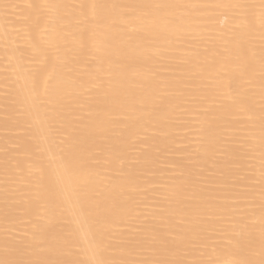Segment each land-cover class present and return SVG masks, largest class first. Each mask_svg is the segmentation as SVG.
I'll return each instance as SVG.
<instances>
[{
    "label": "bare ground",
    "instance_id": "6f19581e",
    "mask_svg": "<svg viewBox=\"0 0 264 264\" xmlns=\"http://www.w3.org/2000/svg\"><path fill=\"white\" fill-rule=\"evenodd\" d=\"M0 264H264V0H0Z\"/></svg>",
    "mask_w": 264,
    "mask_h": 264
}]
</instances>
